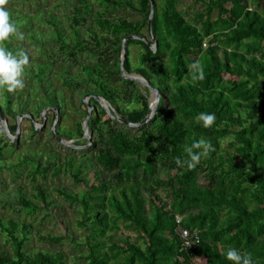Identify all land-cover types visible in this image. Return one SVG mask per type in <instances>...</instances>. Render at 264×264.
Returning a JSON list of instances; mask_svg holds the SVG:
<instances>
[{"label":"trees","instance_id":"obj_1","mask_svg":"<svg viewBox=\"0 0 264 264\" xmlns=\"http://www.w3.org/2000/svg\"><path fill=\"white\" fill-rule=\"evenodd\" d=\"M43 1L48 0H6L9 4L5 2L3 6L10 11L18 30L27 29L36 22L48 27L49 40L59 44L67 58L76 59L80 52L90 51L94 54L92 59L95 57L97 60L95 66L100 64L104 67L106 63L101 59L109 51L115 53L113 55L118 60L115 72L130 87L128 108L121 106L125 96L122 92L126 88L121 91L119 87H110L109 77H102L92 63L82 70L90 78H95L97 85L86 94L105 98L120 118L141 122L149 110V90L143 83L124 78L119 64L122 38L131 34L141 35V29L147 27L151 1L96 0L103 9H94L90 0H60V7L70 9V14L63 19L39 7ZM202 1L205 8L191 16L194 24L178 7L180 0H152V34L157 42L156 50L139 38L128 39L125 43L124 71L141 75L159 93V103L150 120L153 123L151 129L146 125L140 126L139 136L133 135L126 124H122L125 129H114V119L93 96L89 98L92 111L88 126L92 142L84 151L95 150L101 164L115 168L117 171L113 177L119 185L102 181L99 184L102 189L100 195L90 189L80 198L65 193L78 202L82 216L91 220L90 224H83L89 231L86 236L88 251L84 256L87 264H109L118 256H122L121 260L117 259L112 264H234L226 257L228 247H234L242 254L251 253L254 264H264V0ZM214 7L218 12L212 19ZM121 9L137 19L129 21L119 17L112 21L101 17L108 11ZM88 26V32L82 35L81 28L87 29ZM97 32L106 33V36L99 37ZM109 33H113L114 40L106 38ZM36 34L40 37L39 32ZM36 34L23 35V39L10 37L0 45L14 53L27 52L26 47L14 46L12 41L32 39ZM37 40L39 48L44 50L43 41ZM101 41H104V46H100ZM131 45H136L141 51L135 62L132 51L128 50ZM42 70L38 66L35 72L37 81L42 80ZM140 87L146 93H142ZM2 95L1 112L11 115L14 122H8L7 127L13 134L17 119L10 108V91L3 88ZM40 106L48 108L52 116L56 115L54 107H57L63 116L59 100L48 96ZM38 107H33V116L39 115ZM80 107L85 116L88 112L86 103L81 101ZM200 112L215 113L216 120L210 127H204L203 122L196 119ZM40 118L44 120L42 116ZM59 121L60 118L56 124V135L65 137L76 132V136L84 137V120L76 122L74 129L67 133L58 129ZM30 124L32 135L41 132L33 122ZM103 129L106 133L102 132ZM105 134L107 136L103 139ZM49 135H53L52 132ZM228 136L231 137L229 150L221 149L220 140ZM198 139L209 141L211 150L201 157L195 168L178 166L176 157L187 159L185 146ZM16 143L6 134L0 121V157L4 158L12 149L6 148ZM47 145H28L26 151L29 153L24 160L18 164L10 163V166L18 172V166L28 161L33 165L32 175H43L52 164L59 170L58 164L51 159L42 167L38 158L29 157L44 155L37 148L43 149L50 158L55 157L56 148ZM74 151L71 149L70 166L75 163ZM88 155L82 153L85 158ZM2 164L1 161L0 167ZM159 165L172 169L174 174L161 180ZM198 174L204 175L206 184L197 183ZM130 179L133 184L127 182ZM164 186L171 189L168 192L171 202L167 209L157 192ZM140 188L148 189L147 204ZM33 190L39 193L38 198L46 201L44 188L36 185ZM19 202L29 211L36 208V204L27 199ZM106 206L107 210L104 209ZM124 207L129 212V219L124 216ZM146 208L150 210L149 214ZM177 216H182L184 227L200 236V242L193 248L183 245ZM120 217L130 221L129 228L135 230L139 238L122 241L120 245L113 243L106 248L101 237L108 230L119 228ZM0 230L5 234L4 242L13 244L15 253L14 256L8 255L0 249V264H65L61 253L39 252L33 257L25 254L23 243L29 231L28 224L19 228L18 222L10 218L5 223L0 221ZM21 234L23 237L19 238ZM49 240L60 242L64 237L50 236Z\"/></svg>","mask_w":264,"mask_h":264},{"label":"rangeland","instance_id":"obj_2","mask_svg":"<svg viewBox=\"0 0 264 264\" xmlns=\"http://www.w3.org/2000/svg\"><path fill=\"white\" fill-rule=\"evenodd\" d=\"M91 2H93L95 6L94 9H103V7H101L100 4L96 2V0H90V3ZM7 3L8 2H6V4ZM59 3L60 0H48L46 2H40L39 7L44 8L46 11L54 12L63 19V17H66V15L70 14V9L65 10V8L59 6ZM177 5L180 9L185 11L186 18L190 21H192L191 16L205 8V4L202 0H180ZM25 7L26 6L23 5V9H25ZM217 12L218 8L214 7L211 13L212 19L217 17ZM101 17H103V19L108 17L112 21L118 20L119 17H125L129 21L137 19L135 17L129 16V14L122 9L118 11H108L104 16L102 15ZM192 23L196 24L194 21H192ZM89 28L90 26H88L87 29L82 27L80 30L81 34L83 35L85 31L88 32ZM19 32H22L25 36L39 32L40 37H38L37 34L36 37L43 41L44 50L39 48L40 44L35 36V38L25 39L23 41H12V43H15L14 46L22 45V47L27 48L29 63L25 66L26 68L23 74L24 87L22 89H16L10 92V108H12L13 112L16 114L17 119L16 131L13 134L10 133L12 136L10 139L12 141L15 140L17 143L15 146H9L6 148L12 149L8 153L6 152V156L4 158L0 157V162L2 161L3 163L0 167V221L5 223L8 219L12 218L18 222L19 228L24 224L29 225V231L27 230L26 232L27 238L23 243V251L26 255H30V257L35 256L39 252H50L54 254L61 253L63 256V262L65 264H87L88 261L86 258H84V256L88 251L86 236L89 231L88 226L85 227L83 224L88 225L90 224L91 220L90 218L87 220L82 216V210L78 202L68 198L65 193H69L75 198H80L82 193L93 189L97 195H100L102 189L99 188V184L102 183V181L107 184L113 183L114 185H119L117 180L113 177L117 170H115V168H107L101 164L97 160L95 150L91 149L89 151H84L92 142H89L87 137L84 136L80 138L76 136V132H73L71 135L69 133L68 135L70 136L67 135L63 137L74 146L66 145L65 143H62L58 139L54 138V136H56V124L60 118V126L58 129L67 133L68 131H72L74 129L73 127L76 122L85 120L88 112L85 116L81 113V110H79L82 108L80 107V102L83 101L86 103L87 101L88 104L91 105L86 92L90 88H96L97 85L94 80L95 78L93 76L92 77L94 79L90 78V76L87 75L84 70H82V68L86 66L90 67L89 64L92 63V67H97L99 72L102 74V77H109L110 87H119L121 91L123 90V87L126 88V90L122 92V94L125 96L123 97V104H121L122 107L125 105V108H128V103L131 97L129 96L128 92L130 87L126 86L116 74L115 71L118 60L117 57L113 55L115 53H112L111 51H109V54H106V56L101 59L106 63L104 67H102L100 64L95 66L94 62H97V60L95 57L92 59V55L94 54L90 51L80 52L76 59L73 57L67 58L66 53L61 51L60 46L58 47L59 44L49 40L51 38L49 35L50 29L46 26H41L36 22L32 23L27 29H20ZM97 33L98 34L96 35L99 37L106 36V33ZM109 34L110 35L106 38L114 40L113 33ZM140 34L141 35L136 36L145 38L147 40L149 39L147 27H145V29H141ZM10 37L18 36L13 34ZM123 39L124 37L122 40ZM88 40L90 39L88 38ZM87 45H90V43ZM101 45H105L104 41L100 42V46ZM107 49H109V46ZM126 49L127 48L125 44V51ZM128 50L132 51L135 62L141 51L136 45H131ZM119 65L121 69V57ZM38 66L43 68L40 73L42 79L41 81H37L35 77V72L38 69ZM27 72H29L28 76L26 75ZM132 74L136 73L134 72ZM111 78L114 80V82ZM145 87L147 86L145 85ZM140 88L142 93H146L144 88ZM148 90L149 91L147 95L148 100L150 101L151 92L149 88ZM2 93L3 88H0V103L3 101ZM48 96L61 102L63 107V116H61V112L57 109V107H54L57 110L56 115L52 116L53 113L51 114L50 111L48 112V108H42L40 106L42 103H45V97ZM54 103L57 105V101ZM88 104L86 103L87 110ZM36 106H39V115L35 114L36 116H33V107ZM20 111L23 112V114H20ZM2 114L6 123L14 122L11 115H5L4 113ZM40 116H42L44 119L43 121L41 120ZM111 119L113 120L114 118ZM115 120L120 124H116ZM113 121L114 124L112 123V127L114 129L120 127L125 129L122 126V124L125 123L119 121L118 119H114ZM30 122H33L35 128L41 132H37L32 135L29 130L31 125ZM152 124L153 123L149 121L144 125H146V128L151 129ZM53 127L54 132L52 131ZM43 128H45L44 131ZM130 128V132H132L133 135H140V131H138L140 127ZM50 132H52L54 136L49 135ZM102 132L106 133V129H103ZM90 136L92 138L91 134ZM106 136L107 135L105 134L103 139ZM37 141L38 143H42L44 147H48L47 144H49L52 148H56L57 155L55 157L51 156L50 158L48 153L43 152V149L37 148L36 150L40 153H44V155H42V157L40 155H30L29 157L38 158L37 161L40 162L41 166L51 159V162L58 164L59 170H56V166L52 164L50 168L43 173V175L41 173L32 175L33 173H31V170L33 169V165L27 161L24 164L19 165L18 172H15L10 166V163L18 164L20 160H24L25 155L29 153V150L26 151L28 145L30 147L33 145L37 146ZM230 141V136L222 138L220 140L221 149L229 150ZM100 144H103V141ZM71 149L76 150L73 152L75 155V163L73 166H70L68 161L69 158L72 157ZM84 152L89 154L87 158L82 156V153ZM236 161H238V158ZM158 169L161 180H165L166 175L174 174L172 169L165 168L160 165ZM127 182L133 184L132 179L128 180ZM197 183L204 185L207 183V179H205L204 175L202 176V174H198ZM36 185H40L42 188H44L46 195L45 199L48 202L47 204L46 201L38 198L39 193L33 190ZM112 187H116L118 189L120 188L117 186ZM140 190L143 193V197H145L147 204L148 189L140 188ZM170 191L171 189L165 186L163 188L157 189V192L165 202L166 209L168 207L167 205L171 202V196L168 193ZM115 194L117 195V191ZM24 199L36 204L34 211H29L28 208L21 207L19 200L23 201ZM107 208L108 207L106 206L104 209L107 210ZM146 210L149 214L150 210L148 208H146ZM99 212H103V210H100ZM123 213L124 216L129 214L125 207L123 208ZM127 217L129 219V216ZM177 217L180 219L182 218V216ZM118 224L119 228L108 230L101 237V239L106 243V248L113 243L120 245L122 241H134L137 237L139 238L138 233L132 228H129L130 221H125L124 218L120 217ZM96 228L98 227L96 226ZM4 236L5 234H3L0 230V249H4L8 255L14 256L15 253L13 244L10 241L4 242ZM50 236H63L64 240L60 242H51L49 240ZM22 237V234L19 235V238ZM78 244H80V246H78ZM106 248H104V250ZM121 257L122 256H118L115 260L110 261L109 264L114 263L113 261H116L117 259L121 260Z\"/></svg>","mask_w":264,"mask_h":264},{"label":"clouds","instance_id":"obj_3","mask_svg":"<svg viewBox=\"0 0 264 264\" xmlns=\"http://www.w3.org/2000/svg\"><path fill=\"white\" fill-rule=\"evenodd\" d=\"M5 2L6 0H0V42L8 40L13 34H16L19 39H23V33L19 32L10 11L3 6ZM28 63L29 55L26 51L14 53L10 49L0 46V88H6L10 92L22 89L24 87L23 74ZM200 75L202 78V69ZM196 119L202 121L204 127H210L216 120V115L210 112H200ZM211 148V143L205 139L194 140L191 145H186L184 148L188 158L182 160L180 157H176V164L178 166L186 165L190 169L195 168L201 157L206 156ZM226 257L234 264H254L251 253L242 254L234 247L227 248Z\"/></svg>","mask_w":264,"mask_h":264},{"label":"water","instance_id":"obj_4","mask_svg":"<svg viewBox=\"0 0 264 264\" xmlns=\"http://www.w3.org/2000/svg\"><path fill=\"white\" fill-rule=\"evenodd\" d=\"M150 1H151V7H150V13H149V16H148V21H147V30H148L149 39L147 40L145 38H142V37H139V36H136V35H128L122 41V52H121V72H122V75L125 78H127V79H131V80L143 83L144 85H146L150 89V92H151L150 97L151 98H150V101H149V110H148L147 115L139 123L126 121V120L120 118L115 113V111H113V108L111 107V105L109 104V102L105 98H103L101 96H97V95H94V96L93 95H88L89 98L91 96H93L101 104V106L105 109V111L108 113V115L111 118L118 119L119 121L125 123L129 127H140V126H143L144 124H146L147 122H149L151 120L152 116L154 115V113H155V111L157 109L158 103H159V93H158V90L156 88L152 87L150 85V83L144 77H142L141 75L127 74L124 71V69H123V61H124L125 54H126L125 43H126V41L128 39H132V38L137 39V38H139V39H142V40L146 41L154 51L157 48L156 39L154 38V36L152 34V18H153L154 6H153V3H152V0H150ZM86 103L88 104L87 101H86ZM91 111H92V106L88 104V114H87V116H86V118H85V120L83 122V131H84V136L87 137L89 142L91 141V136L89 134L88 118L90 117ZM0 121H1V124H2L5 132L7 133V135L12 138V136H11L9 130H8L5 118H4V116H3V114L1 112H0ZM53 130H54V127H53L52 131ZM56 138L60 142L65 143L66 145L74 146L71 143H69L68 140H66L65 138H63L61 136L56 135Z\"/></svg>","mask_w":264,"mask_h":264},{"label":"built area","instance_id":"obj_5","mask_svg":"<svg viewBox=\"0 0 264 264\" xmlns=\"http://www.w3.org/2000/svg\"><path fill=\"white\" fill-rule=\"evenodd\" d=\"M178 233L182 239V243L186 248H193L200 242V236L196 231L191 232L188 228L184 227L181 222L182 218L179 217L176 219Z\"/></svg>","mask_w":264,"mask_h":264}]
</instances>
